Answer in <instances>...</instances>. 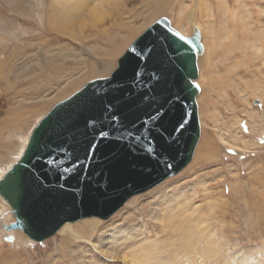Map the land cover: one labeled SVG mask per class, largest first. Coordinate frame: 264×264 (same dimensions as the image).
Wrapping results in <instances>:
<instances>
[{
  "label": "rangeland",
  "instance_id": "374dc122",
  "mask_svg": "<svg viewBox=\"0 0 264 264\" xmlns=\"http://www.w3.org/2000/svg\"><path fill=\"white\" fill-rule=\"evenodd\" d=\"M109 1L110 4L98 5L97 10H101V13L95 12L99 14H89L87 10L83 14L73 11L66 20L59 19L57 14L56 24L62 29L65 28L61 32L48 31L43 24V9L50 3L55 4L54 0H0V61L4 60L5 55L8 57L7 66L4 67L7 70L5 73L1 72L3 78L0 79V126L20 117V127L17 130H3L1 134L3 143L13 144L10 150L6 147L0 149L1 171L5 172L18 159L32 128L54 104L80 89L87 81L108 76L132 40L150 24L165 17L170 20L172 27L183 34L175 21L180 12L184 14L188 28V32L183 35L191 36V24L195 23L200 29L204 45V53L198 58L197 81L200 83V92L197 104L201 133L193 154L195 156L188 166L176 175L142 194L129 198L108 219L92 217L68 223L73 227L85 222H98L96 228L90 227L88 230L93 237L72 236V243H62L59 230L41 242L25 239L27 236L18 237L17 233L13 234L14 239L9 242L4 235L18 230L3 229V224L12 222L13 216L10 208L3 204L0 198V263L9 259L14 264H56L54 260H58V264H125L119 254L117 261L103 259L99 255V249L95 251L96 247H92V239L96 237V233L98 238L104 239L105 235L108 236L113 231L119 250H132L133 247L123 245L129 242L135 246L144 243L158 245L159 248L167 233L163 231L161 217H152L153 212H160V205L159 211L155 209L157 204H154L153 193L167 186L164 189H167L169 201L180 205L193 202L194 205H191L202 212L200 218L203 224L215 237L222 262L208 259L202 264H224L227 260L229 264L233 261L235 264H264V224L262 226L259 215L264 207L261 206V203H264V0H208L211 6L206 11L199 5V0ZM161 2H166L169 8L153 15L156 3ZM207 11L212 19L205 15ZM115 12L121 14L117 16ZM240 12L244 20L252 17L250 22L248 19L244 23L239 21L238 18H242ZM115 15L116 22L113 25L124 24L138 28L122 50L108 62V70L102 72L105 61L99 60L101 55H96L89 49L82 51L81 47L94 45L90 27L97 24V30L93 32L103 33V28L111 26L108 22ZM199 18L203 22L208 21L210 29L204 28ZM117 26L113 27V31L108 28L111 35L115 34ZM222 39L226 40L224 45ZM44 40L50 41V44L41 43ZM233 42L243 45V48H247L251 53L247 51L245 62L237 68L244 76L240 81L236 80V86L247 90L245 98L232 91L234 87L231 85L235 81L229 78L227 69L233 65L228 64L221 51ZM253 44L261 46V51H255V47L252 49ZM98 46H103V43ZM207 47L208 50H205ZM209 50L211 55L207 62ZM91 64H94L93 67L99 74L96 71L89 73ZM72 84L74 86H71ZM18 110L24 113L21 114ZM12 112L14 118L10 119ZM131 201L135 202L134 205L129 204ZM142 207H145V210H142ZM196 216L197 213L193 215V219ZM83 232L87 230L80 229V233ZM135 240L137 242H134ZM62 245L64 248H61ZM58 248L63 249L64 256L57 251ZM141 256L152 259L145 251H142ZM156 257L163 258V255L157 253ZM180 259L185 260L186 257L180 256ZM18 260L20 263H15L19 262Z\"/></svg>",
  "mask_w": 264,
  "mask_h": 264
},
{
  "label": "water",
  "instance_id": "95a60500",
  "mask_svg": "<svg viewBox=\"0 0 264 264\" xmlns=\"http://www.w3.org/2000/svg\"><path fill=\"white\" fill-rule=\"evenodd\" d=\"M144 45L152 49L147 60L140 56ZM203 50L197 27L186 37L162 17L129 44L108 76L87 81L54 104L4 173L19 166L30 186L15 203L0 196L13 216L3 229L21 230L41 242L66 223L108 219L132 196L182 171L200 139L196 79ZM141 65L159 77L150 92L137 84ZM176 95L181 100L170 104ZM161 108L164 114L152 126L150 148L143 141L133 145L116 139L105 119L115 115L131 126ZM102 130L112 134L100 138ZM54 159L59 162L50 164Z\"/></svg>",
  "mask_w": 264,
  "mask_h": 264
},
{
  "label": "bare ground",
  "instance_id": "6f19581e",
  "mask_svg": "<svg viewBox=\"0 0 264 264\" xmlns=\"http://www.w3.org/2000/svg\"><path fill=\"white\" fill-rule=\"evenodd\" d=\"M164 1V0H163ZM167 1V0H165ZM231 1V0H230ZM236 1V0H235ZM114 2V1H113ZM119 2V1H118ZM214 2V1H213ZM55 4H49L48 7L45 9H43V24L44 27H46V29L49 31H64V29L61 28V26L59 24H56V16L58 14V18H63V19H67L69 17V15L71 14V12L73 11H80L82 14L83 12L86 13V10L88 11L89 14L93 13L95 11H99L97 10L98 5H103L104 4H110L111 1L109 0H54ZM237 3V2H235ZM243 3V2H242ZM166 2H161V3H156L155 8L153 10V15L155 14H159L162 12L167 11V9L169 8L168 5H166ZM214 4V3H213ZM199 5L202 7L203 9L208 10L210 8V2H208V0H199ZM199 6V8H200ZM222 6V5H221ZM232 6V5H231ZM242 6V5H241ZM250 6V5H249ZM239 7V6H238ZM104 8V7H103ZM223 8V7H222ZM227 9H229V7H226ZM243 8V7H242ZM226 9V10H227ZM202 10V9H201ZM225 10V9H224ZM245 10V9H244ZM248 10V9H247ZM240 11V10H239ZM242 11V9H241ZM202 12V11H201ZM208 12V11H207ZM206 12V13H207ZM228 12V10H227ZM238 12V11H237ZM246 12V11H245ZM96 13V12H95ZM99 13H101V10L99 11ZM96 13V14H99ZM241 13V12H240ZM239 13V14H240ZM244 13V12H243ZM92 14V15H93ZM115 14L118 16L119 14H121V12H115ZM205 14V12H203V15ZM213 14V13H212ZM116 15L113 16V18L110 19V22H108L109 25H111L108 28H112L113 31V27H116L117 25H113L116 18ZM205 15H210L209 12ZM204 15V17H205ZM238 15V14H237ZM242 17V13L240 14ZM244 15V14H243ZM94 16V15H93ZM176 16V15H175ZM211 16V15H210ZM217 16V15H216ZM209 17V16H208ZM214 17V16H213ZM220 17V16H219ZM247 17V16H246ZM250 17V16H249ZM175 21L177 26H179L182 31L183 34L188 32V28H187V24L185 23V18H184V14H182V12L178 13L177 16L175 17ZM200 18H201V14H200ZM199 18V22L200 24H202L204 26V28H206L208 30V28L210 29L209 26V22H203L201 19ZM203 18V16H202ZM207 18V17H206ZM210 18V17H209ZM252 18V17H250ZM249 18V19H250ZM113 19V20H112ZM212 19V18H210ZM227 19V18H226ZM248 19V18H247ZM245 19V20H247ZM248 19V22H250ZM208 20V19H207ZM214 20V19H213ZM231 20V19H230ZM239 21H241L242 23H244V19L243 17L241 19L238 18ZM97 21V20H96ZM170 21V20H169ZM213 22V21H211ZM218 22V21H217ZM236 22V21H235ZM227 23V22H225ZM231 23V22H230ZM95 24V23H94ZM171 24V23H170ZM199 24V25H200ZM223 24V23H222ZM252 24V23H251ZM93 25V24H92ZM192 31H193V26L197 27L195 25V23H192ZM198 25V26H199ZM212 25V24H211ZM226 25V24H225ZM233 25V24H232ZM245 25V24H243ZM247 25V24H246ZM96 25H93L92 27H90V32L92 39H94V45L92 46H87V48L85 46H82L81 49L82 51L86 52V49H89L92 53L96 54V55H101L99 60H104L105 62H103L104 66L102 68V72H106V70H108L107 65L108 62L113 59V57H115L116 54H118L122 48L126 45V43L130 40V38L135 34L137 28L135 26L132 25H118L116 28V32L115 34L111 35L110 32L108 31V28H103V33L102 32H93L95 30H97ZM172 26V25H171ZM239 26V25H238ZM236 26V28L238 27ZM250 26V25H249ZM253 26V24H252ZM200 27V26H199ZM229 27V26H228ZM241 27V26H240ZM174 28V27H173ZM198 28V27H197ZM202 28V27H201ZM220 28V27H219ZM235 28V29H236ZM242 28V27H241ZM248 28V27H247ZM106 29V32H104V30ZM175 29V28H174ZM199 29V28H198ZM206 29L204 30V32L206 31ZM212 29V28H211ZM223 29V27H222ZM229 29V28H228ZM234 29V28H233ZM244 29V27H243ZM176 30V29H175ZM200 30V29H199ZM225 30V29H224ZM237 30V29H236ZM257 30V29H256ZM178 31V30H177ZM227 31V30H225ZM230 31V30H229ZM228 31V32H229ZM232 31V30H231ZM71 32V30H70ZM179 32V31H178ZM238 32V31H237ZM254 31H252L253 33ZM224 33V32H223ZM231 33V32H230ZM72 34V33H71ZM182 34V35H183ZM234 34V33H233ZM201 35V34H200ZM226 35V34H225ZM231 35V34H230ZM250 35V34H249ZM253 35V34H252ZM186 36V35H184ZM229 36V35H228ZM238 36V35H236ZM187 37V36H186ZM223 37V36H222ZM221 37V38H222ZM235 37V36H234ZM245 37V36H244ZM217 38V37H216ZM226 38V37H225ZM230 38V37H229ZM218 39V38H217ZM228 39V38H226ZM234 39V38H233ZM216 40V39H215ZM214 40V41H215ZM223 40V39H222ZM235 40V39H234ZM241 40V39H240ZM133 41V40H132ZM224 41V42H223ZM222 45H224L226 40H223ZM237 41V40H236ZM256 41V40H254ZM20 42V41H19ZM202 42V39H201ZM246 42V41H245ZM41 43H46V45L50 44V41L44 40ZM40 43V44H41ZM100 43H103V46H98ZM216 43V41H215ZM214 43V44H215ZM228 43L231 44V42L228 41ZM207 44V43H206ZM238 43H232V45L227 46L224 51H222L223 56H226L225 58L228 60V64L230 65L232 63L233 67L228 68L227 70H229V78L233 80V83L231 86L233 88V92L236 93L238 96L240 95L242 98H245L244 95L247 94V90H241L239 86H236V84L238 82H236V80H241L243 78V73H240L238 71V67L240 66L241 63H244V59L247 56V48H243V45H237ZM242 44V41H241ZM108 45V46H107ZM203 45V43H202ZM210 45V44H209ZM208 45V46H209ZM249 45V44H248ZM43 46V45H42ZM226 46V44H225ZM251 46V45H250ZM259 46V45H258ZM257 45L253 44V48H256V50H260L259 48L261 46L258 47ZM204 47V45H203ZM252 47V46H251ZM210 48V47H209ZM263 49V48H262ZM25 49H22V51ZM63 50V49H62ZM74 50V49H71ZM208 50V47L207 49ZM213 50V49H211ZM211 50H209V52L207 53V62L210 58L211 55ZM254 51V52H255ZM261 51V50H260ZM12 52V51H11ZM64 52V51H62ZM75 52V51H74ZM249 52V51H248ZM204 53V50H203ZM202 53V54H203ZM205 53V54H206ZM250 53V52H249ZM9 54H12L9 52ZM251 54V53H250ZM58 55V54H57ZM213 55V54H212ZM61 56V55H60ZM63 56V55H62ZM75 56V54H74ZM204 56V55H203ZM6 57V55H5ZM4 60L2 59V61H0V79H2L3 77L1 76V72H4L7 70H5V65L8 62V57L5 58ZM13 57V55H12ZM16 57V56H15ZM27 57V56H26ZM14 58V57H13ZM12 58V59H13ZM18 58V57H17ZM18 60V59H17ZM96 62H98V60H95ZM199 61V60H198ZM10 62V61H9ZM95 63V62H93ZM96 64V63H95ZM12 65V64H11ZM97 65V64H96ZM7 66V65H6ZM91 67L88 69L89 73H93L94 71H96L97 73V69L94 68V64L90 65ZM97 67V66H96ZM7 68V67H6ZM98 68V67H97ZM101 69V68H100ZM199 69V68H198ZM99 71V70H98ZM11 72V71H9ZM88 72V71H87ZM3 73V74H4ZM16 74V73H15ZM90 74V75H91ZM99 74V73H97ZM7 75V74H6ZM10 74H8L9 76ZM88 75V74H87ZM101 75V74H100ZM198 76H199V72H198ZM238 77V78H236ZM48 77H46L47 79ZM101 78V77H100ZM227 77V79H229ZM96 79V78H95ZM198 79V77H197ZM196 79V83H198ZM43 80V79H42ZM93 80V79H92ZM48 81V80H47ZM244 83V82H243ZM241 85V84H240ZM71 86H74L73 84ZM236 86V87H235ZM200 87V86H199ZM247 88V86H246ZM79 90V89H78ZM76 92V91H75ZM37 93V92H36ZM29 94V93H28ZM198 96V95H197ZM228 96V95H227ZM229 97V96H228ZM231 97V96H230ZM197 100V97H196ZM243 100V99H242ZM198 101V100H197ZM232 101L230 100V103ZM237 102V101H236ZM235 102V104H236ZM11 103V102H9ZM14 104V103H13ZM233 104V103H232ZM15 105V104H14ZM11 106V105H10ZM232 107V106H231ZM236 108V107H235ZM30 109V108H29ZM33 109V108H32ZM19 111V110H18ZM35 111V110H34ZM17 112V111H16ZM15 112V113H16ZM21 114H23L24 112H22L21 110L19 111ZM26 112V111H25ZM199 114V112H198ZM11 115V114H10ZM13 112H12V117L10 116V119L14 118L13 117ZM16 115V114H15ZM17 116V115H16ZM19 116V115H18ZM17 116V117H18ZM23 116V115H22ZM20 119V117L18 118ZM17 119V120H18ZM15 119H12V121H8L5 122L4 124H2L0 126V131L2 133H0V149L3 147H6L7 150L12 149L13 144L11 143H3V139L1 138V134H3L4 131H14L17 130L20 127V123L19 120L17 121ZM4 121V120H3ZM6 121V120H5ZM200 121V118H199ZM23 125V124H22ZM201 125V123H200ZM4 130V131H3ZM9 135V134H8ZM28 142V141H27ZM26 143V141H25ZM27 144V143H26ZM26 144H24L26 146ZM24 146V148H25ZM207 147V146H206ZM24 150V149H22ZM195 151V150H194ZM203 151V150H202ZM207 151V150H205ZM8 153V152H7ZM22 153V152H21ZM21 153L19 154V156L17 158L20 157ZM195 153V152H194ZM204 154V153H203ZM195 156V155H193ZM1 157V154H0ZM193 160V159H191ZM17 161V160H16ZM188 166V165H187ZM5 172L1 171L0 169V176H2ZM171 185V184H170ZM167 187V186H166ZM164 187V188H166ZM153 188V187H152ZM163 187H161L159 190L160 191H156L153 193V197H154V204H157V209L159 211L160 208V212L156 213L153 212L152 214L154 216L152 217H161V225L163 226V231H165L167 233L166 238L164 240L161 241L159 248L158 245H152V244H144V243H139L135 246V244H132L131 242H129L128 244H123L125 246H130L132 248V250L130 251H123V250H119L118 246L115 244V240H117L113 233V231H109L110 235H103L104 239H101L102 237H97V233H96V237L94 239H92L93 241L91 243H93L94 245H92V247H96V249H99L98 252H100L101 254H99L103 259H108L110 261H117V255H120V258L122 260L125 261V264H202L203 262H205L208 259H216L219 260V262H222V259L220 261V250L218 248V244L217 242L215 243L214 240V235L211 233V231L209 229H207V226H205L203 224V220L200 218L203 214L200 210H198V208L196 206H193V202L190 201V204L186 203L183 205L180 204H176V203H172V201H169L170 198L168 195L167 189L165 190ZM170 188V186H169ZM162 193V194H161ZM164 193V194H163ZM1 198V197H0ZM1 202L5 205H7L6 201L4 199L1 198ZM136 201V200H134ZM134 201H131L129 204L130 205H134ZM169 201V202H168ZM253 202V201H252ZM258 202V201H257ZM193 204V205H191ZM158 205L159 208H158ZM164 205V206H163ZM8 206V205H7ZM189 206V207H188ZM261 206H264V203H261ZM1 207V206H0ZM4 207V206H3ZM9 207V206H8ZM163 207V208H162ZM128 208V206H127ZM126 208V209H127ZM140 209V208H139ZM142 210H145V207L141 208ZM140 209V210H141ZM148 210V209H147ZM146 210V211H147ZM191 211L190 213H188L187 211ZM260 210V208H259ZM11 211V210H10ZM210 211V210H209ZM260 214L261 215V221H262V226L264 224V207L261 208L260 210ZM197 213V216L195 219H193V215ZM256 213V212H255ZM258 213V212H257ZM258 215V217H259ZM163 216V218H162ZM257 217V218H258ZM91 219V218H90ZM249 221V220H248ZM76 222V221H75ZM113 223V222H112ZM259 223V222H258ZM98 225V222H85L82 225H78V226H69L68 223L64 224L60 229V233H61V240L62 243H72L71 241V237L75 236L77 238H82L84 236H92L91 232H88L89 228H96ZM112 224L110 225L111 228ZM76 228V229H75ZM79 229V230H78ZM80 229H85L87 230V232H83L80 233ZM18 230V229H16ZM107 230V229H106ZM11 231V230H10ZM14 231V230H13ZM21 230L15 231L11 234H7L4 235L5 238L9 239L8 241L11 242L14 239V235L13 234H18V237L23 238L24 236H27L25 233V235H23L21 232ZM95 231V230H94ZM79 232V233H78ZM3 237V236H2ZM50 238V237H49ZM25 239H29L28 236L25 237ZM69 239V240H68ZM17 240V239H16ZM31 240V239H30ZM6 241V240H5ZM134 242H137V240H135ZM22 243V242H21ZM162 246V247H161ZM64 248V246L62 245L61 248ZM58 248L57 251H60L62 253V255L64 256L65 253L63 251V249ZM65 249H67V247H65ZM142 251H145L146 254L148 256H150L152 259L148 260L145 257H142ZM60 253V254H61ZM67 253V252H66ZM159 253L161 255H163V258H157L156 254ZM107 257L105 258L104 257ZM170 255V257H169ZM56 256V254H54V257ZM181 257H186L185 260L180 259ZM69 258V257H68ZM16 259V258H15ZM70 259V258H69ZM72 260V259H70ZM19 261V260H18ZM56 262V264H58V260H54ZM144 261V262H143ZM15 263H20L19 262H15ZM0 264H14L11 260H7L3 263ZM61 264V263H60ZM224 264H229V260H227V262H224ZM230 264H235L234 261L231 262Z\"/></svg>",
  "mask_w": 264,
  "mask_h": 264
},
{
  "label": "snow or ice",
  "instance_id": "6c2138e0",
  "mask_svg": "<svg viewBox=\"0 0 264 264\" xmlns=\"http://www.w3.org/2000/svg\"><path fill=\"white\" fill-rule=\"evenodd\" d=\"M139 46V42H137ZM145 52L148 55H145ZM152 49L148 48L147 45L140 47V56L142 59L147 60L148 56L151 55ZM137 84L141 88H146L149 92L152 90V84L159 77L155 73H148L143 65H141L140 71L137 72ZM147 75L148 79L145 80L143 77ZM147 98V97H146ZM181 100L179 95L173 96L169 99L170 104H176ZM164 114L163 108L157 111L155 114L147 116L143 121L138 123H133L131 126L124 125L120 122L119 117L112 115L106 116L105 119L108 120L110 127L113 129L115 138L122 142H129L133 145L139 144L141 141L144 144L151 146L152 138V126L158 121ZM183 128V123L179 124L175 130ZM110 132L100 131V138L108 137ZM148 150V149H146ZM59 161L54 159L49 161L50 164L58 163ZM30 186V181L26 178L25 174L21 171L19 166L9 170L6 174L0 176V196L8 199L10 202L15 203L16 200L23 198L25 192Z\"/></svg>",
  "mask_w": 264,
  "mask_h": 264
}]
</instances>
